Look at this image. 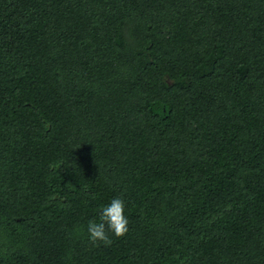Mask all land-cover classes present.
I'll list each match as a JSON object with an SVG mask.
<instances>
[{
    "label": "trees",
    "instance_id": "obj_1",
    "mask_svg": "<svg viewBox=\"0 0 264 264\" xmlns=\"http://www.w3.org/2000/svg\"><path fill=\"white\" fill-rule=\"evenodd\" d=\"M0 264H264V0H0Z\"/></svg>",
    "mask_w": 264,
    "mask_h": 264
},
{
    "label": "clouds",
    "instance_id": "obj_2",
    "mask_svg": "<svg viewBox=\"0 0 264 264\" xmlns=\"http://www.w3.org/2000/svg\"><path fill=\"white\" fill-rule=\"evenodd\" d=\"M126 204L123 198L117 197L102 206L99 211V222L90 220L87 225L89 240L93 245L112 243L109 232L116 237H123L129 231V220L125 214Z\"/></svg>",
    "mask_w": 264,
    "mask_h": 264
}]
</instances>
